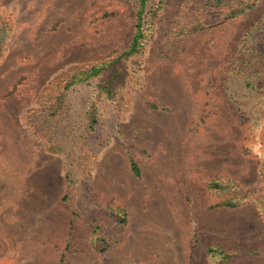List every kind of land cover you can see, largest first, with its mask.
<instances>
[{"label":"rangeland","instance_id":"374dc122","mask_svg":"<svg viewBox=\"0 0 264 264\" xmlns=\"http://www.w3.org/2000/svg\"><path fill=\"white\" fill-rule=\"evenodd\" d=\"M205 2L110 64L138 0H0V264H264V0Z\"/></svg>","mask_w":264,"mask_h":264},{"label":"trees","instance_id":"16d2710c","mask_svg":"<svg viewBox=\"0 0 264 264\" xmlns=\"http://www.w3.org/2000/svg\"><path fill=\"white\" fill-rule=\"evenodd\" d=\"M229 1L230 0H206L205 3L210 4L209 7H211V8L212 7L219 8L220 6H223V5H225L224 7L229 8L230 12H228V15L225 17L224 20L241 16V15L247 13V11L252 9L253 5H255V4H252L251 0H248L246 2H244V0H240L237 7L234 6V8H233V6L230 5ZM138 4H139L138 23L136 25V32L133 36V39H132L130 45L128 46L127 50L121 56H119L116 60L111 62L110 64L120 62V59L122 57L129 58L131 56H134V55L138 54L140 52V50L143 48L144 39L146 37L145 30H144V24H143V19H144L143 14L145 13V11L148 7V0H138ZM260 57H261V61H264V47H260ZM107 65H109V64L102 65V66H95V67L90 68L89 70L84 72L86 74V77L84 79H81V80L84 81L85 79L90 78L93 75H97V74L101 73L105 68L108 67ZM110 77L112 78V76H110ZM92 122L95 125L97 123V119L96 118L93 119ZM131 169L135 175L139 174L137 165L134 162H131ZM228 205H232V204H228ZM211 251L215 252L216 250L213 249ZM61 261H64V256L61 258Z\"/></svg>","mask_w":264,"mask_h":264}]
</instances>
